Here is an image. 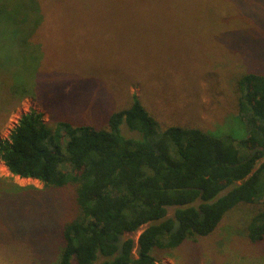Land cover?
<instances>
[{"label": "trees", "instance_id": "16d2710c", "mask_svg": "<svg viewBox=\"0 0 264 264\" xmlns=\"http://www.w3.org/2000/svg\"><path fill=\"white\" fill-rule=\"evenodd\" d=\"M39 1L0 0V118L32 93L41 98V75L50 87L68 84L67 69L57 66L47 73L51 65L64 64L58 42L43 39L52 14L41 13ZM76 1H65L58 11ZM254 68L237 81V112L223 125L227 128H162L134 94L127 107L108 115L105 128L66 119L49 124L36 111L22 114L8 138L0 140V162L13 177L41 183L38 198L53 201L55 208L67 202L65 196L73 203L59 229L56 252L33 244L34 258L52 264H94L100 258L101 264H157L155 252L176 251L188 239L211 235L240 205L260 206L247 238L252 244L264 242V72ZM47 75L54 82L49 83ZM89 76L88 87L91 78L112 83L104 71ZM232 123L241 126L240 134ZM122 126L135 137L125 136ZM5 180L0 176V215L14 214L7 220L13 227L25 225L26 216L10 200L28 194L32 205L37 191ZM67 191L70 195L64 194ZM34 207L41 211L39 205ZM169 207H176L174 218H166ZM35 217L34 212L30 224ZM4 226L6 221L0 222V238L8 232ZM123 233L129 237L116 255L113 242ZM133 234H138L136 239ZM12 256L2 259L19 262L14 248Z\"/></svg>", "mask_w": 264, "mask_h": 264}, {"label": "rangeland", "instance_id": "374dc122", "mask_svg": "<svg viewBox=\"0 0 264 264\" xmlns=\"http://www.w3.org/2000/svg\"><path fill=\"white\" fill-rule=\"evenodd\" d=\"M65 1L70 0L39 2L41 13L52 14L43 39L58 42L64 64L51 65L47 73L57 66L67 69L68 84L50 87L41 75L37 85L41 98L32 93L0 118V140L8 138L20 116L29 111L40 113L49 124L66 119L105 128L108 115L127 107L133 94L162 128L211 131L236 115L237 81L246 70L264 72V0H78L60 12ZM103 71L112 83L91 78L88 87L89 75ZM25 80L27 86L29 71ZM54 80L47 75L49 83ZM231 126L237 134L242 132L240 125ZM121 128L125 136L135 137ZM0 176L20 188L36 189L33 200H41L30 205L28 194L10 200L26 216L25 225L13 227L7 220L14 214L0 215L8 229L0 238V264H7L5 256L12 259L13 248L19 262L12 264H52L34 258L32 246L46 245L56 252L59 229L71 214V197L65 196L67 202L55 208L53 201L38 198L43 190L38 181L13 177L2 162ZM37 205L41 211L33 209ZM259 208L238 206L211 235L195 242L188 239L176 251L155 252L157 264H264V242L252 244L247 238V227ZM175 209L167 208L166 218H174ZM34 212L33 225L29 221Z\"/></svg>", "mask_w": 264, "mask_h": 264}, {"label": "water", "instance_id": "95a60500", "mask_svg": "<svg viewBox=\"0 0 264 264\" xmlns=\"http://www.w3.org/2000/svg\"><path fill=\"white\" fill-rule=\"evenodd\" d=\"M179 225V222L175 219L174 220V227L173 229L177 228ZM127 240V234L123 233L119 236L118 240L113 242L114 245L117 247L116 255H119L123 251V244Z\"/></svg>", "mask_w": 264, "mask_h": 264}, {"label": "flooded vegetation", "instance_id": "af4514ba", "mask_svg": "<svg viewBox=\"0 0 264 264\" xmlns=\"http://www.w3.org/2000/svg\"><path fill=\"white\" fill-rule=\"evenodd\" d=\"M175 220V219H174ZM178 228V227H177ZM177 228H175V229H177Z\"/></svg>", "mask_w": 264, "mask_h": 264}, {"label": "built area", "instance_id": "2783aa9c", "mask_svg": "<svg viewBox=\"0 0 264 264\" xmlns=\"http://www.w3.org/2000/svg\"><path fill=\"white\" fill-rule=\"evenodd\" d=\"M1 163V162H0Z\"/></svg>", "mask_w": 264, "mask_h": 264}]
</instances>
